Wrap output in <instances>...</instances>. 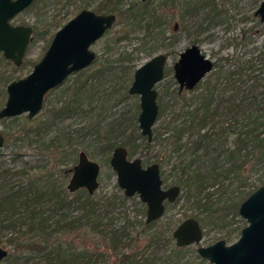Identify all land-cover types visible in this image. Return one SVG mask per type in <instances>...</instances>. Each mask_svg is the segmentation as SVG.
<instances>
[{
	"label": "rangeland",
	"instance_id": "374dc122",
	"mask_svg": "<svg viewBox=\"0 0 264 264\" xmlns=\"http://www.w3.org/2000/svg\"><path fill=\"white\" fill-rule=\"evenodd\" d=\"M92 1V5L87 8L91 11L103 2V0ZM261 1L124 0V10L130 6L141 14L138 32H129L127 24L131 23L132 19L130 21L124 19L123 22H118L116 19L113 27L91 47L96 54V60L83 70L82 75L78 76L79 72L75 73L59 88L49 91L44 97L42 109L34 117L28 119L23 113L0 120V132L5 135V142L0 148V172L1 169L8 171L7 182L21 181L22 178L17 171L22 170L29 176L54 174L58 177L59 183L66 188L72 167L77 161L79 151L82 150L90 159L100 164L99 185L93 194V199L97 203V212L103 216L102 222L94 227L88 226L83 220L76 222L83 210L75 199V192L69 193L67 198L70 202L66 209L62 210L68 215L66 221L54 224V220H50L42 236H37L44 242L42 245L49 246L44 252L30 249L20 251L14 248L18 242L37 241L35 235L26 233V225L16 224L14 227L0 228V247L8 251L1 264H47L46 251L51 249L55 251L58 247L54 243L56 241L61 243L59 246L61 250L72 247V250L85 249L92 254L90 259L79 260L78 264H197L200 262V264H211L198 255V246H207L219 239L230 244L238 238L240 233H236L237 229L241 230L246 225V221L238 211L236 214L232 211L228 213L222 204L216 210L217 206H210L208 203L219 198L224 200L228 195L235 197L238 191L242 192L241 197L246 198V193L250 194L264 183V180L256 181L258 174L264 172V162L258 165L260 169L258 173L255 169L248 172V167L242 171L244 185L234 193L231 192L238 187L236 180L228 182L221 176H217L215 180L206 177L209 161L203 154L198 162L191 165L192 169L199 165L198 178L201 179V185L204 187L199 196L195 197L193 192H187L186 188L175 182L184 180L188 175L187 147L197 132L211 133L214 142L218 138L217 133L228 132L229 144L233 138L232 133L234 135V126L239 127L243 115L253 112L257 107L261 108L257 112H264V24L254 16ZM62 5L56 0H37L31 7L17 15L12 20V24L35 26L36 32L40 34L45 32L44 28L49 22L54 19L59 20L66 12H68L66 18L71 19L80 9L78 6L62 7ZM132 14L128 13L127 18ZM147 27L149 34L144 33ZM134 28L138 29V26L134 24ZM122 30L124 34H130L119 40L118 38L123 35ZM160 33H163L162 37ZM51 37V32L44 35L43 39L32 34L23 66L15 67L0 55V108L4 106L6 100L5 89L8 83L30 73L32 64L37 63L47 50ZM192 44H196L213 62V69L193 90L178 93V84L173 78L172 66L178 60L179 54ZM152 47L155 48L153 53L145 52ZM140 48L145 51L138 52L137 49ZM123 54L124 62L120 65L129 67L131 71L132 68L137 69L156 55H167L166 74L155 87L157 103L159 107L162 106L163 111L161 110L152 127L151 141L147 142L144 137H137L140 131L138 123L136 131L132 124L124 121V113L133 110L135 105L139 106V97L127 94L126 99L119 100L125 85L122 81L123 78L126 79L124 73H120V65L116 66L113 76L100 78L88 85L87 95L92 100L91 107H95L94 110L86 108L72 115L54 119L51 117L50 109L60 106L66 98L65 90L71 89L76 80H82L93 72L102 59L113 61ZM225 76L229 78L225 79ZM216 83L218 87L214 100L215 103L220 104V107L203 128L199 129L197 120L190 121L188 111L192 112L199 108L197 115H201L200 100ZM232 106H235L234 110ZM94 120H99L98 124L101 128L99 134L86 132L90 129H81L86 123H92ZM111 120H116L120 124L105 133L103 128ZM167 125L171 128H167ZM178 135L180 137L176 138ZM129 137L130 139L136 137L131 151L124 145L127 152L130 151L127 153L129 159L138 157L144 166L153 162L158 163L163 187L174 184L180 186L176 200L165 203L163 218H170L174 222L171 234L182 220L193 217L198 220L203 230L202 238L198 243L176 247L173 236L171 235L169 239L167 233V239L164 241L146 239L142 226L146 207L137 195L123 197V192L116 183L115 172L109 164L112 150L107 152L104 148L107 141L119 144L127 141ZM146 142L149 144L146 145ZM62 146L68 147L70 152L76 149L74 158L73 156L63 158L58 155V150ZM223 158L224 156H221L220 161ZM3 179L4 177L0 176V183ZM208 193L211 197L206 200ZM243 197L235 200L241 202ZM56 198V194L44 197L39 202L41 210H46L49 205L55 203ZM108 199L114 201L113 205L106 207L103 201ZM71 222L72 225L65 227ZM124 231L128 235H124ZM232 231L236 232L228 237L227 233ZM176 249H180L179 252H174Z\"/></svg>",
	"mask_w": 264,
	"mask_h": 264
},
{
	"label": "water",
	"instance_id": "95a60500",
	"mask_svg": "<svg viewBox=\"0 0 264 264\" xmlns=\"http://www.w3.org/2000/svg\"><path fill=\"white\" fill-rule=\"evenodd\" d=\"M33 2L35 0H0V55L15 67L23 62L33 29L13 25L12 20ZM254 16L264 24V0ZM115 21L113 14H96L88 9L81 10L68 20L55 32L44 55L30 73L6 86L0 120L23 113L28 119L34 117L42 109L44 97L49 91L60 87L68 77L94 62L96 54L91 50L92 45L113 27ZM166 64L167 56L159 54L139 66L127 92L130 96L139 97L137 123L140 134L147 141L152 140V127L159 111L155 87L164 79ZM172 69L178 93H181L193 90L213 69V62L196 44H192L179 54ZM4 142L0 132V148ZM109 164L123 195H137L145 205L147 223L160 219L165 212V203L174 202L180 193L176 184L163 187L158 163L144 166L138 157L129 159L127 149L122 145L114 147ZM99 172L100 164L90 159L86 152L79 151L66 190L73 193L85 189L93 195L99 185ZM237 211L246 221L238 238L230 244L219 239L207 246H198V255L211 264H264V183L240 202ZM202 231L198 220L188 217L175 227L172 236L177 247H184L198 243ZM7 255V249L0 247V264Z\"/></svg>",
	"mask_w": 264,
	"mask_h": 264
},
{
	"label": "trees",
	"instance_id": "16d2710c",
	"mask_svg": "<svg viewBox=\"0 0 264 264\" xmlns=\"http://www.w3.org/2000/svg\"><path fill=\"white\" fill-rule=\"evenodd\" d=\"M37 0H35L36 2ZM124 0H103L102 4H99L98 7L94 9L93 12L96 14H101L105 12L106 14H113L116 19L121 22L126 19V21L132 22L127 24L129 26V32L135 33L138 32L140 29V12H135L132 7H128L124 10ZM33 2V4L35 3ZM56 2L63 4L62 7L66 6H78L79 13L81 10L89 8L93 1L92 0H56ZM147 2V1H146ZM32 4V5H33ZM31 5V6H32ZM145 5V4H144ZM147 5V3H146ZM30 6V7H31ZM134 10V12H132ZM133 13L130 17L127 18V14ZM66 16H68V12H66L62 18L59 20L54 19L53 21L49 22L45 26V32L38 34L36 32V27L32 26L33 35L34 37L37 36L39 39H43L44 35H47L51 32L52 37L55 32L60 29L68 20ZM134 24L138 26V29L134 28ZM124 29V28H123ZM128 31V30H127ZM126 31V32H127ZM149 28L147 27L144 30V33H147ZM121 35L118 39L122 40L124 37H127L130 33L124 34L122 30ZM149 34V33H147ZM161 34V35H160ZM160 37H162L163 33H160ZM51 37V39H52ZM50 44V42H49ZM48 44V45H49ZM138 52L145 51L137 49ZM155 48L152 47L148 49L147 53H153ZM167 56V55H166ZM96 60V58H95ZM94 60V61H95ZM24 62V61H23ZM124 62V54L120 55L117 60H110V59H102L99 66L91 72L89 75L85 76L82 80H76L71 89H66L65 94L66 98L63 102H61L60 106L53 107L50 109L51 117L57 118L59 116H66L72 115L78 112L83 111L84 109L88 108L89 110H94L95 107H91V99L88 98V85L93 84L95 81H98L100 78H108L114 75L115 70L117 69L116 66L120 65V63ZM23 64V63H22ZM36 64V63H35ZM215 65V64H214ZM23 66V65H22ZM34 64H32V67ZM121 71L120 73H124L126 79L123 78V91L122 94L119 96V100L122 101L127 98L128 86L132 82L133 74L136 69L132 68V71L129 67H122L120 65L119 68ZM84 71H80L78 76L82 75ZM166 71L164 73V76ZM232 75V74H231ZM225 79H228L226 76ZM18 80V79H16ZM9 82V81H8ZM12 82V81H10ZM9 82V83H10ZM8 83V84H9ZM218 83L214 84L205 97H202L200 100L201 104V115H197L199 108L195 109L194 111H188V115L190 116V121L197 120L198 121V128L202 129L203 126L210 120L211 116L216 114L217 110L220 107V104L215 103V95L217 91ZM59 88V87H58ZM57 89V88H55ZM207 96V97H206ZM233 110L235 106H232ZM161 110L163 111L162 106L159 107L158 116L161 114ZM257 110H261V108L257 107L256 110L253 112H247L245 116L243 115L241 124L238 125L239 127L234 126V135L232 133V141L228 144L227 140L229 139L230 133H223L219 134L217 140L214 142L212 140V134L207 132H197V135L189 141L188 149V162L186 165L188 175L184 180L176 181L182 186V188H186L187 192H193L195 197L199 196V193L204 189L201 185L202 181L198 178L200 174L199 165L195 167V169L191 168L192 164H195L199 161L200 156L203 154L209 161V168L206 171V177H211V179H216L217 176H221L224 181L232 182L236 180L238 182V187H235L231 193L238 191L240 186L244 185L245 179L242 178V171L248 167V172H251L255 169L256 173L260 171L258 165L260 162H264V117L262 111L257 112ZM139 106L135 105L133 110L127 111L124 113V121H128L132 124L136 131L137 128V117ZM262 118V119H261ZM99 120H94L92 123H86L81 129H90L86 132H95L97 134L100 133L101 128L98 124ZM195 122V121H194ZM119 122L116 120H111L106 123L105 133L110 131L113 127L119 126ZM167 128H171V126L167 125ZM239 131H237L236 129ZM262 135V136H261ZM5 136V135H4ZM137 137L143 138L139 133H137ZM178 135L176 138H179ZM134 139H127V141L120 142L119 144L105 142L104 148L105 151H111L114 147L118 145L127 146L131 151L133 148ZM144 140L146 138L144 137ZM147 141V140H146ZM149 142V141H147ZM146 142V145L149 143ZM124 146V147H125ZM64 147V148H63ZM68 147L62 146L61 149L58 150V155L63 158L72 157L76 154V149L73 151H69ZM130 151H128L130 153ZM127 152V153H128ZM221 156H224L223 160L220 161ZM108 158V157H107ZM110 158V157H109ZM256 166V168H255ZM263 168V167H262ZM22 180L17 183H9L6 179L8 174L7 170L1 169L0 176L4 177L3 182L0 183V228L3 227H10L14 225H26L27 230L26 233H31L36 237H41L45 227L47 226L50 220H54V224H59L62 221H66L68 215L65 212H62L63 209H66V206L70 202L68 200L69 192L64 188L62 183H59L58 177L54 176V174L44 173L40 175H33L29 176L25 171L19 170L17 171ZM209 173V174H208ZM232 174V176H231ZM264 180V172L257 176L256 181H263ZM253 183V182H252ZM176 184V185H178ZM179 186V185H178ZM57 187H59L57 189ZM180 187V186H179ZM51 194L57 195V200H54L55 203L49 205L46 210H41V206L39 202L44 198ZM247 196L249 193H246ZM75 199L76 201L81 204L82 213L78 216L76 222H80L83 220L88 226L94 227L99 225L102 221L103 216L97 212V203L94 201V196L90 195L85 189H79L75 191ZM242 192L238 191L237 196L232 197L230 195L227 196L226 199L220 200L219 198L213 202L209 201L210 206H217L215 209L222 206L226 207L227 212H233L234 214L237 213L238 206L240 201L235 200V198H242ZM245 195V194H244ZM124 197V195H123ZM211 194L208 193L205 197L206 200L210 199ZM244 199V197H243ZM242 199V200H243ZM200 200V199H199ZM241 200V201H242ZM75 201V200H73ZM113 201L108 199L107 201H103L104 205L107 207L108 205H113ZM208 206V205H206ZM203 206V207H206ZM208 208V207H206ZM164 216V214H163ZM160 218L156 221H152L147 223L145 220L142 222L143 232L146 234V239L149 240H156V241H164L166 238V233L168 238H171V227L174 225V222L170 218ZM27 220L29 223H27ZM73 221V220H72ZM74 223V222H73ZM29 224V225H28ZM72 225L71 223H67L65 227H69ZM240 230L237 229L236 231H232L227 233V236L230 237L231 234L236 232L237 234L240 233ZM128 233L124 231V235ZM120 235V234H119ZM122 235V233H121ZM120 235V236H121ZM36 238L37 241L34 243H20L18 242L15 245L17 250H35L38 252H44L47 250L48 244H44L43 241ZM55 245L58 247L54 251H46L48 256V263L47 264H78V261H84L91 258L92 254H89L88 251L85 249L80 250H72V247H68L66 249L61 250L59 248V242H54ZM53 244V243H52ZM176 246V245H175ZM177 247V246H176ZM180 249H176L174 252H179ZM128 257H126L127 259ZM128 261V260H126ZM201 263V262H200ZM197 263V264H200ZM132 264V263H131Z\"/></svg>",
	"mask_w": 264,
	"mask_h": 264
},
{
	"label": "flooded vegetation",
	"instance_id": "af4514ba",
	"mask_svg": "<svg viewBox=\"0 0 264 264\" xmlns=\"http://www.w3.org/2000/svg\"><path fill=\"white\" fill-rule=\"evenodd\" d=\"M33 34V33H32ZM96 58V57H95ZM24 60V59H23ZM23 63V62H22ZM22 65V64H21ZM20 67V66H19ZM2 133V132H1ZM2 135L4 136V134L2 133ZM4 139H5V136H4ZM74 193V192H73ZM143 204V203H142Z\"/></svg>",
	"mask_w": 264,
	"mask_h": 264
}]
</instances>
